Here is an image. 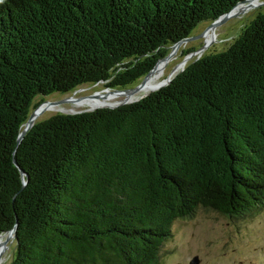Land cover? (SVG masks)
<instances>
[{
  "label": "trees",
  "instance_id": "obj_1",
  "mask_svg": "<svg viewBox=\"0 0 264 264\" xmlns=\"http://www.w3.org/2000/svg\"><path fill=\"white\" fill-rule=\"evenodd\" d=\"M240 1L0 0V236L17 228L11 264H160L177 220L264 206V11L168 85L57 113L18 143L48 96L129 88Z\"/></svg>",
  "mask_w": 264,
  "mask_h": 264
},
{
  "label": "rangeland",
  "instance_id": "obj_2",
  "mask_svg": "<svg viewBox=\"0 0 264 264\" xmlns=\"http://www.w3.org/2000/svg\"><path fill=\"white\" fill-rule=\"evenodd\" d=\"M255 1L246 4L236 15L214 28L207 29L210 23H201L194 29L191 38L178 47L165 66L160 64L157 67L150 79L154 78L157 72L162 74L160 82L167 81L174 69L186 59L185 67L204 55L227 49L238 38L244 26L264 11V0ZM211 35H214V38L207 41V37ZM190 50L194 51L189 53ZM141 81L129 88L136 87ZM108 90L110 89L105 82L87 84L67 94L54 93L46 100L60 101L70 97L85 100L87 98L84 97L98 93L101 96L97 99L114 102L126 94H114L107 92ZM39 101L40 98H37L35 103ZM75 103L62 102L60 106L70 111ZM86 108L90 107L82 109ZM57 113L65 112L62 109L46 110L37 122ZM12 240L11 238L0 264H11L13 260L15 241ZM196 256L200 260L199 264H264V206L241 219L201 208L193 218L177 220L173 225V237L162 247L160 264H191V260Z\"/></svg>",
  "mask_w": 264,
  "mask_h": 264
},
{
  "label": "water",
  "instance_id": "obj_3",
  "mask_svg": "<svg viewBox=\"0 0 264 264\" xmlns=\"http://www.w3.org/2000/svg\"><path fill=\"white\" fill-rule=\"evenodd\" d=\"M251 1L253 0H243V1H240L236 6H234L229 12L223 14L222 16H220L218 19L212 21L208 26H207V29H210V28H214L216 27L217 25H219L220 23L224 22L226 19H228L229 17L233 16V15H236L237 14V11L241 10L242 7H244L246 4L248 3H251ZM191 38L190 37H187L185 38L184 40H181L179 42H177L176 44H174L171 48H172V52L169 53V55H167L166 57L160 59L155 67L142 79V81L140 82V84H138L136 87H133V88H124V89H112V88H109L110 90H108L107 92H111V93H114V94H124V93H127V92H131V91H136V90H139L140 87H143L146 85L147 81H148V78L149 76L152 74V72L157 68V66L161 63V62H164V64L169 60V58L171 56H173V54L176 52V50L178 49V47L185 41L189 40ZM189 58V57H188ZM187 63V59L182 62L181 64H183L184 66H181V69L178 70L172 77L168 78L167 81H163V82H160L157 86H155V90H158L160 88H162L163 86H166L168 85L174 77L177 76V74H179L181 71H183L185 69V64ZM104 82V81H102ZM149 93H147L146 95L142 96L141 98L147 96ZM101 95L100 94H94V95H91L89 97H84V98H99ZM141 98L139 99H128V100H123V101H120L119 103L117 104H110V105H101V106H98L96 108H86V109H82V110H79V111H64L65 113H71V114H76V113H81V112H85V111H93V110H96L98 108H103V107H109V108H115V107H118L120 105H124V104H127V103H131V102H134V101H138L140 100ZM78 99H83V98H78ZM69 101H73V99L70 97V98H65L63 100H60V101H51V100H45L44 102H42L40 105H38L30 114L27 122L25 123L24 125V128L22 130V132L20 133L19 135V138H18V143H20L22 141V139L24 138V136L26 135V133L35 125V123L37 122V119L40 117V115L45 112L48 108H50L52 105H56V104H60L62 102H69ZM61 110V109H60ZM22 173L23 170H21ZM16 231H17V228H14L12 230H9L8 232L4 233V234H8V237L6 238V240L4 242H1L0 240V263H1V260H2V256H3V253L5 252V250L7 249L8 247V243L9 241L11 240V238L13 239L12 241H14V239L16 238ZM2 234L0 236V238L4 235ZM200 260L199 258L196 256L193 260H191V264H199Z\"/></svg>",
  "mask_w": 264,
  "mask_h": 264
},
{
  "label": "bare ground",
  "instance_id": "obj_4",
  "mask_svg": "<svg viewBox=\"0 0 264 264\" xmlns=\"http://www.w3.org/2000/svg\"><path fill=\"white\" fill-rule=\"evenodd\" d=\"M251 2H256L255 0L251 1ZM214 38V35H211V36H208L207 37V41L211 40ZM162 66H165L164 62H161L160 63ZM159 64V65H160ZM158 65V66H159ZM157 66V67H158ZM181 66H184L183 64H181ZM181 66L179 65L178 67H176V69H174V71L172 72V74L170 75V77H172L178 70L181 69ZM157 69V68H156ZM156 69L152 72V74L149 76L148 78V81L146 83L145 86L143 87H140L139 90H136V91H131V92H127L125 95H122L120 96L117 101H114V102H110V101H106V100H100V99H97V98H92V99H83L82 101H80V99H75V98H72L73 99V102H76L75 103V106L73 108H71L70 110L72 111H79L81 110L82 108H85L86 106L87 107H90V108H96L98 106H101V105H110V104H117L119 103L120 101H123V100H128V99H139L140 97H142L143 95L147 94V93H151L152 91H154L155 89V86H157L159 84V82L162 80L161 79V75L160 73H155V77L150 79L151 76L153 75V73L156 71ZM52 110V111H56V110H65V108H63L62 106H60V104H56V105H52L50 108H48L47 110ZM67 110V109H66ZM65 110V111H66ZM5 237H8V234H4L0 240L1 242H4L5 241ZM3 261V259H2Z\"/></svg>",
  "mask_w": 264,
  "mask_h": 264
}]
</instances>
